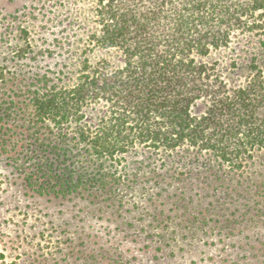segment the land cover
I'll list each match as a JSON object with an SVG mask.
<instances>
[{"label": "rangeland", "instance_id": "374dc122", "mask_svg": "<svg viewBox=\"0 0 264 264\" xmlns=\"http://www.w3.org/2000/svg\"><path fill=\"white\" fill-rule=\"evenodd\" d=\"M95 9L93 0H0V113L16 112L13 97L29 102L34 79L73 84L86 60L123 65L95 45ZM258 20L198 58L231 90L264 72ZM19 143L27 137L0 130V264H264L263 152L236 170L186 150L136 148L108 189L62 196L30 183Z\"/></svg>", "mask_w": 264, "mask_h": 264}, {"label": "trees", "instance_id": "16d2710c", "mask_svg": "<svg viewBox=\"0 0 264 264\" xmlns=\"http://www.w3.org/2000/svg\"><path fill=\"white\" fill-rule=\"evenodd\" d=\"M93 1L91 37L123 65L86 60L73 84L34 79L29 102L13 97L16 112L0 113L1 131L28 139L16 153L30 183L62 196L108 189L136 148L186 150L236 170L264 153V72L231 90L198 61L259 29L264 0Z\"/></svg>", "mask_w": 264, "mask_h": 264}]
</instances>
